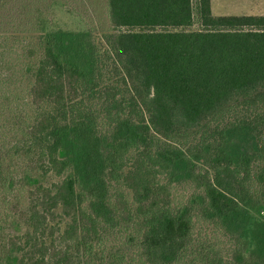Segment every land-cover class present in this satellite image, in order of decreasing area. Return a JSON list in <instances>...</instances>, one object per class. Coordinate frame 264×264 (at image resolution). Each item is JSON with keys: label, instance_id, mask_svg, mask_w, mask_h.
Listing matches in <instances>:
<instances>
[{"label": "trees", "instance_id": "1", "mask_svg": "<svg viewBox=\"0 0 264 264\" xmlns=\"http://www.w3.org/2000/svg\"><path fill=\"white\" fill-rule=\"evenodd\" d=\"M106 3L101 40L73 32L43 45L28 167L61 179L14 205L26 229L7 238L10 256L264 264V219L250 212L264 202V14L214 15L211 0Z\"/></svg>", "mask_w": 264, "mask_h": 264}, {"label": "rangeland", "instance_id": "2", "mask_svg": "<svg viewBox=\"0 0 264 264\" xmlns=\"http://www.w3.org/2000/svg\"><path fill=\"white\" fill-rule=\"evenodd\" d=\"M212 13L264 14V0H214ZM197 28L196 22L189 29ZM110 30L106 0H3L0 4V264H18L5 243L9 236L26 229L14 205L25 207L27 190L33 186L61 179L28 167L31 141L24 132L33 115L28 93L43 45L52 36L73 32L99 41ZM67 154L66 149L60 152L61 157ZM191 190L187 184L176 185L175 200H185ZM56 212L60 214V209ZM250 212L253 220L264 219V202ZM203 230L210 233L209 228ZM243 241L245 253L253 256V244L248 237ZM70 264L82 261L75 256Z\"/></svg>", "mask_w": 264, "mask_h": 264}, {"label": "crops", "instance_id": "3", "mask_svg": "<svg viewBox=\"0 0 264 264\" xmlns=\"http://www.w3.org/2000/svg\"><path fill=\"white\" fill-rule=\"evenodd\" d=\"M213 4H214V0H211V7H213Z\"/></svg>", "mask_w": 264, "mask_h": 264}]
</instances>
